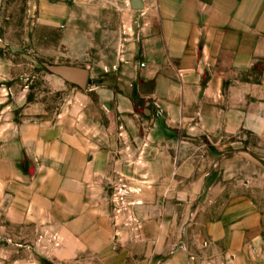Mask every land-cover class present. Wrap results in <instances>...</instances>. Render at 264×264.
<instances>
[{
	"label": "rangeland",
	"instance_id": "rangeland-1",
	"mask_svg": "<svg viewBox=\"0 0 264 264\" xmlns=\"http://www.w3.org/2000/svg\"><path fill=\"white\" fill-rule=\"evenodd\" d=\"M102 2L64 21L0 10V264H264V135L240 134L227 178H203L205 150L153 147L141 108L102 99L139 13ZM65 64L91 70L84 87Z\"/></svg>",
	"mask_w": 264,
	"mask_h": 264
},
{
	"label": "crops",
	"instance_id": "crops-1",
	"mask_svg": "<svg viewBox=\"0 0 264 264\" xmlns=\"http://www.w3.org/2000/svg\"><path fill=\"white\" fill-rule=\"evenodd\" d=\"M124 1L139 13L112 87L102 92L104 104L120 114L141 108L151 122L152 146L189 149L183 164H195L197 150H205L217 168L204 179L227 178L228 164L237 173L247 152L240 134L264 135V0H139L141 9ZM8 2L0 0V10ZM80 2L83 10L76 9ZM29 3L40 20L50 21L91 17L93 8L90 0ZM216 227L222 233L224 224Z\"/></svg>",
	"mask_w": 264,
	"mask_h": 264
},
{
	"label": "water",
	"instance_id": "water-1",
	"mask_svg": "<svg viewBox=\"0 0 264 264\" xmlns=\"http://www.w3.org/2000/svg\"><path fill=\"white\" fill-rule=\"evenodd\" d=\"M131 4L135 9H141L142 5L139 0H132ZM56 74L63 77L65 80L84 87L88 80V72L85 69L73 66H55L52 69Z\"/></svg>",
	"mask_w": 264,
	"mask_h": 264
}]
</instances>
